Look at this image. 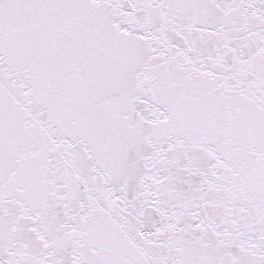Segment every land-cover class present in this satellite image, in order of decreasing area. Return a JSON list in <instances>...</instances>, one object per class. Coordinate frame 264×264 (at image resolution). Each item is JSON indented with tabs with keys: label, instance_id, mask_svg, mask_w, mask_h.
<instances>
[{
	"label": "snow or ice",
	"instance_id": "6c2138e0",
	"mask_svg": "<svg viewBox=\"0 0 264 264\" xmlns=\"http://www.w3.org/2000/svg\"><path fill=\"white\" fill-rule=\"evenodd\" d=\"M0 264H264V0H0Z\"/></svg>",
	"mask_w": 264,
	"mask_h": 264
}]
</instances>
